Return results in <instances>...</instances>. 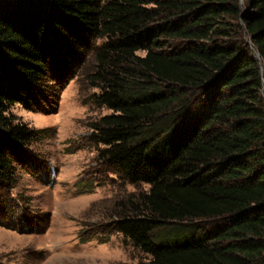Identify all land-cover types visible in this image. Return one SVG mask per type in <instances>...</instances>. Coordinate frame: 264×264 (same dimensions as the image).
Wrapping results in <instances>:
<instances>
[{"label": "trees", "instance_id": "1", "mask_svg": "<svg viewBox=\"0 0 264 264\" xmlns=\"http://www.w3.org/2000/svg\"><path fill=\"white\" fill-rule=\"evenodd\" d=\"M81 67L140 264H264V0H0V185L42 132L11 107Z\"/></svg>", "mask_w": 264, "mask_h": 264}, {"label": "rangeland", "instance_id": "2", "mask_svg": "<svg viewBox=\"0 0 264 264\" xmlns=\"http://www.w3.org/2000/svg\"><path fill=\"white\" fill-rule=\"evenodd\" d=\"M90 52L84 49L82 55ZM77 70L65 84L49 74L41 92L30 93L29 108L16 104L10 109L17 118L14 123L42 132L23 148V161L14 160V186L0 185V208H5L0 213V264L149 260L112 227L114 203L146 187L123 186L109 168L96 162L88 125L110 111L90 103L97 90L84 81L87 68ZM89 184H98L91 193L85 192Z\"/></svg>", "mask_w": 264, "mask_h": 264}, {"label": "water", "instance_id": "3", "mask_svg": "<svg viewBox=\"0 0 264 264\" xmlns=\"http://www.w3.org/2000/svg\"><path fill=\"white\" fill-rule=\"evenodd\" d=\"M254 55H255V58L259 60V54L255 52ZM263 96H264V92H263Z\"/></svg>", "mask_w": 264, "mask_h": 264}]
</instances>
